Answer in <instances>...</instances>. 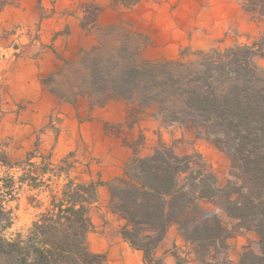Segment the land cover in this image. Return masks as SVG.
<instances>
[{"label": "trees", "instance_id": "trees-1", "mask_svg": "<svg viewBox=\"0 0 264 264\" xmlns=\"http://www.w3.org/2000/svg\"><path fill=\"white\" fill-rule=\"evenodd\" d=\"M111 1L131 8L143 0ZM241 1L252 18L264 20V0ZM137 55L126 49L87 54L84 83L89 96L101 105L112 98L125 100L133 105V121L152 109L168 124L192 125L198 137L229 156L231 171L226 185L220 186L214 172L205 165L193 171L194 158L178 155L172 146L161 143L149 156L135 154L125 176L109 183L111 209L126 222L120 234L144 253L145 264H164L157 249L177 224L195 245L200 264H233L229 239L240 230L254 231L260 251H244L237 264H264V70L254 63L256 55L264 57V35L252 46L200 52L196 61H140ZM34 158L30 154L13 163L0 141V166L23 168L37 182L49 170L40 172ZM72 168L70 163L64 173L67 183L53 193L26 235L2 236L13 225L7 203L14 195L0 196V264H105L107 256L92 252L88 241L99 183L71 179ZM183 175L187 177L182 184ZM201 202L213 204L236 222L235 230Z\"/></svg>", "mask_w": 264, "mask_h": 264}, {"label": "rangeland", "instance_id": "rangeland-1", "mask_svg": "<svg viewBox=\"0 0 264 264\" xmlns=\"http://www.w3.org/2000/svg\"><path fill=\"white\" fill-rule=\"evenodd\" d=\"M163 4L173 19V32L178 37L175 41H160L161 33L153 26L151 13L158 11L161 14L164 10L159 7ZM155 5H158L157 9ZM189 22L192 25L187 29ZM262 31L264 20L252 18L243 9L241 0H143L131 8L115 5L111 0H0V90L7 89L9 75L16 70L20 60L51 53L63 60L65 67L60 73L43 77L41 83L66 100L79 91L98 104L86 92L84 83L88 76L85 57L94 50L106 55L126 49L130 54L137 53L140 61L165 62L179 58L196 61L200 52L236 45L252 46L253 38ZM58 41L98 42L91 51H81L78 59L72 62L68 60L66 48ZM254 63L264 70L263 56L256 55ZM126 106V119L119 127H114L113 132L131 151V158L135 154L149 156L163 143L174 147L182 157L192 156L193 171L205 165L217 175L220 186L226 185L230 179L231 159L198 137L192 125L168 124L152 109L140 113L138 120L133 121V105L126 103ZM23 108L19 105L14 110H2L3 115L14 120L13 125L5 121L0 126V134L5 136L3 143L6 148L8 146L6 150L12 157L11 162L19 163L32 154L39 171L48 169L49 172L33 182L23 168L0 166V196L11 199L9 194L14 195L7 203V209L12 210L13 225L2 234L8 239L28 233L38 215L49 206L53 193H59L67 183L65 170L73 164V156L78 152V148L69 153L56 150L58 136L65 129L60 111L54 110L44 127L29 134L27 122L21 119ZM16 125L20 126L19 130ZM67 157L68 162H63ZM21 177L24 184H21ZM186 177L182 176V184ZM11 178L14 179L12 189ZM201 206L217 212L226 225L235 230L236 222L213 204L203 202ZM228 245V258L233 264L239 262L246 250L260 251L259 236L254 231L240 230L229 239Z\"/></svg>", "mask_w": 264, "mask_h": 264}, {"label": "crops", "instance_id": "crops-1", "mask_svg": "<svg viewBox=\"0 0 264 264\" xmlns=\"http://www.w3.org/2000/svg\"><path fill=\"white\" fill-rule=\"evenodd\" d=\"M157 8L158 5H155ZM159 8L164 11L161 14L152 12L151 19L153 26L161 33L160 41H175L178 37L173 32L174 23L169 9L164 4ZM190 25L192 22H189L187 29L191 28ZM263 33L260 32L253 41H258ZM97 42L58 41L59 45L66 48L68 60L72 62L78 59L81 51H91ZM64 67L65 62L51 53L20 60L16 70L9 75L7 89L0 90V116L3 115L2 110L24 106L21 119L27 122L26 129L32 134L47 124L54 110L60 111L65 129L58 136L56 150L58 153H69L78 148L73 156L69 177L77 182L99 183L98 201L91 212L94 231L88 236L90 250L105 254V264H145L144 253L135 250L120 234L126 222L110 206L109 183L125 176L126 164L132 156L131 151L123 146L122 139L113 132L114 127H119L126 119L127 102L110 99L104 105H98L79 91L70 100L61 98L49 86L43 85L41 79L62 72ZM0 118V126L5 121L14 124L13 118L7 114ZM16 128L19 130L20 126L16 125ZM3 138L5 136L0 134V141L3 142ZM7 153L12 158L9 151ZM157 256L164 260V264H177L179 260L182 264H200L195 245L184 238L177 224L169 228L157 249Z\"/></svg>", "mask_w": 264, "mask_h": 264}]
</instances>
